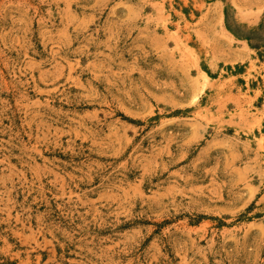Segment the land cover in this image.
Here are the masks:
<instances>
[{
    "label": "rangeland",
    "instance_id": "obj_1",
    "mask_svg": "<svg viewBox=\"0 0 264 264\" xmlns=\"http://www.w3.org/2000/svg\"><path fill=\"white\" fill-rule=\"evenodd\" d=\"M0 264H264V0H0Z\"/></svg>",
    "mask_w": 264,
    "mask_h": 264
}]
</instances>
